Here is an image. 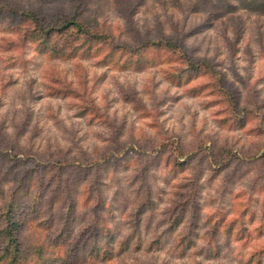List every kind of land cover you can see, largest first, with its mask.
Returning a JSON list of instances; mask_svg holds the SVG:
<instances>
[{"label":"rangeland","instance_id":"rangeland-1","mask_svg":"<svg viewBox=\"0 0 264 264\" xmlns=\"http://www.w3.org/2000/svg\"><path fill=\"white\" fill-rule=\"evenodd\" d=\"M204 8L0 0V229L11 203L48 264H264V14ZM23 10L114 45L40 43Z\"/></svg>","mask_w":264,"mask_h":264},{"label":"trees","instance_id":"trees-1","mask_svg":"<svg viewBox=\"0 0 264 264\" xmlns=\"http://www.w3.org/2000/svg\"><path fill=\"white\" fill-rule=\"evenodd\" d=\"M198 4L202 7L214 8L215 10L209 11L212 13H217L220 9H231L235 8L238 11L244 10L248 12L261 13L264 14V0H197ZM204 8V9H205ZM216 11V12H215ZM16 15L15 13H13ZM26 20L32 25L33 30L31 35H36L38 42L43 44H49L53 38L63 37L68 34H82L88 39L101 40L104 43L114 45L113 36L109 33L102 32L101 30L90 28L85 21L80 17V14L75 15L59 21L44 23L43 18L39 13L29 10L21 11ZM213 15V14H212ZM146 47H166L176 52H182L186 59L188 60V65L194 70H202L207 68L209 65L204 60H192L186 55V46L181 43L178 39H158V40H148L145 42ZM99 161L89 162V164H80L77 167H91L98 164ZM76 164V163H75ZM14 206L10 203L9 210L5 217V223L3 228L0 229V239L2 240V246L0 247V264H25L30 261H40L42 264H48V250L43 248L39 242L30 243L26 245L23 242L24 235L22 234V229L24 228V223L20 218H15L14 216ZM55 244V248H56ZM93 250V252H92ZM52 252H55L53 250ZM113 252V248L106 247H94L89 248L86 251L87 257H106ZM48 257V258H47ZM66 259L65 251L60 253V260L54 264H63Z\"/></svg>","mask_w":264,"mask_h":264}]
</instances>
